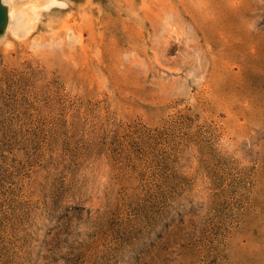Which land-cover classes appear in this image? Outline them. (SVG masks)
I'll use <instances>...</instances> for the list:
<instances>
[{
    "label": "rangeland",
    "instance_id": "rangeland-1",
    "mask_svg": "<svg viewBox=\"0 0 264 264\" xmlns=\"http://www.w3.org/2000/svg\"><path fill=\"white\" fill-rule=\"evenodd\" d=\"M7 2L0 264H264V0Z\"/></svg>",
    "mask_w": 264,
    "mask_h": 264
},
{
    "label": "bare ground",
    "instance_id": "bare-ground-1",
    "mask_svg": "<svg viewBox=\"0 0 264 264\" xmlns=\"http://www.w3.org/2000/svg\"><path fill=\"white\" fill-rule=\"evenodd\" d=\"M8 0H1V3H0V16H1V18H2V20H1V22H2V24H3V27L5 28V29H7V32H9L8 31V28L10 27V24H11V21H12V19L14 18V17H16V28H24V27H26L27 25V21H29L32 17H29L30 15H28L25 11H20L19 9H20V7L18 6L17 8H18V10L20 11H18V10H15L14 9V7H13V4H11V3H9V2H7ZM13 1V0H12ZM27 0H25V2H26ZM43 1V0H42ZM46 1H49L48 3H52V1H54V0H46ZM62 1V0H61ZM92 1V0H91ZM29 2V1H28ZM34 2V1H33ZM36 2V1H35ZM38 2V1H37ZM41 2V1H40ZM95 2V1H94ZM42 3V2H41ZM41 3H30L29 4V8H30V10L29 11H32V12H34L36 9H38L39 7H41L42 6V4ZM43 3H45V2H43ZM20 4V3H19ZM16 5V4H15ZM26 5H27V3H26ZM26 5H22L23 7H25ZM92 5V4H91ZM21 6V5H20ZM53 6V5H52ZM55 6V5H54ZM53 6V7H54ZM52 7V8H53ZM28 8V7H27ZM49 8V7H48ZM65 8V7H64ZM91 8V7H90ZM93 8V7H92ZM22 9V8H21ZM25 9V8H24ZM42 9V8H41ZM44 10V9H43ZM65 10V9H64ZM93 10V9H92ZM16 11H18V16L16 15ZM28 11V12H29ZM46 11L48 12L49 10H47L46 9ZM51 11V10H50ZM56 11V10H55ZM58 11V10H57ZM56 11V12H57ZM80 11V10H79ZM87 11V10H86ZM85 11V12H86ZM94 11V10H93ZM45 12V11H44ZM52 12V11H51ZM63 12V11H62ZM68 12V11H67ZM92 12V11H91ZM30 13V12H29ZM37 13V12H36ZM42 13V12H41ZM50 13V12H49ZM53 13H55V12H53ZM81 13V12H80ZM79 13V14H80ZM33 14V13H32ZM35 14V13H34ZM40 14V13H39ZM45 14V13H44ZM51 14V13H50ZM38 16H40V15H38ZM38 16L36 17V18H38ZM86 16V15H85ZM43 17H45V16H43ZM35 20V19H34ZM37 20H39V19H37ZM32 22V21H31ZM34 22V21H33ZM38 23V22H37ZM36 24V23H35ZM31 25H32V23H31ZM46 26V25H45ZM34 27H35V25H34ZM57 27V26H56ZM31 28V27H30ZM43 28V27H42ZM55 28V27H54ZM50 29V28H49ZM58 30V29H57ZM27 31H29V30H27ZM55 31V30H54ZM66 31V30H65ZM12 32V31H11ZM14 32V31H13ZM56 32V31H55ZM54 32V33H55ZM30 33V32H29ZM38 33V32H37ZM37 33H36V35H37ZM40 33V32H39ZM38 33V34H39ZM44 33V32H43ZM49 33V32H48ZM51 33H52V31H51ZM50 33V34H51ZM64 33V32H63ZM41 34V33H40ZM61 34V33H60ZM9 36H11L10 34H8ZM43 35H45V34H43ZM69 35V34H68ZM8 36V37H9ZM20 36V35H19ZM62 36V35H61ZM15 37V36H14ZM17 37V36H16ZM30 37V36H29ZM44 37V36H43ZM11 38H12V36H11ZM35 38H36V36H35ZM35 38L33 39V40H35ZM40 38V37H39ZM15 39V38H14ZM10 40V39H9ZM44 40V39H43ZM8 41V40H7ZM6 41V42H7ZM38 41V40H37ZM13 42V41H12ZM41 42V41H40ZM38 43V42H37ZM76 43V42H75ZM7 45V44H6ZM5 45V46H6ZM78 45V44H77ZM10 46V44L8 45V47ZM7 47V48H8ZM3 48H4V46H3Z\"/></svg>",
    "mask_w": 264,
    "mask_h": 264
},
{
    "label": "water",
    "instance_id": "water-1",
    "mask_svg": "<svg viewBox=\"0 0 264 264\" xmlns=\"http://www.w3.org/2000/svg\"><path fill=\"white\" fill-rule=\"evenodd\" d=\"M0 19H2L1 16H0Z\"/></svg>",
    "mask_w": 264,
    "mask_h": 264
}]
</instances>
